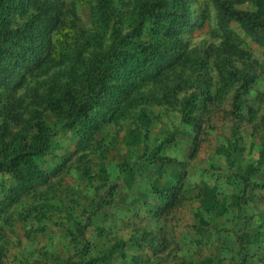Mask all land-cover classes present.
I'll return each mask as SVG.
<instances>
[{
  "label": "rangeland",
  "instance_id": "obj_1",
  "mask_svg": "<svg viewBox=\"0 0 264 264\" xmlns=\"http://www.w3.org/2000/svg\"><path fill=\"white\" fill-rule=\"evenodd\" d=\"M50 1L64 14L46 66L0 87L2 140H32L38 114L48 127L43 181L0 172V264H264V10L252 28L232 17L258 12L259 0H190L191 25L173 37L150 31L157 0ZM102 1L111 27L140 26L141 44L176 57L149 79L114 81L83 136L42 98L68 64L54 55L95 34ZM47 6L17 0L11 28L31 19L39 30Z\"/></svg>",
  "mask_w": 264,
  "mask_h": 264
},
{
  "label": "trees",
  "instance_id": "obj_2",
  "mask_svg": "<svg viewBox=\"0 0 264 264\" xmlns=\"http://www.w3.org/2000/svg\"><path fill=\"white\" fill-rule=\"evenodd\" d=\"M16 1L0 0V87L8 85L16 70L31 71L42 64L46 66L53 52L49 36L55 32L64 14L62 5L46 0L48 6L45 10L48 14L39 30L31 19L24 27L15 30L11 28V16L16 9ZM19 1L22 3L23 0ZM246 1L249 0L239 2ZM171 2L177 4L176 8L180 11H167V0L150 3L148 10L151 14L158 12L153 16L151 32H162L165 36L173 37L191 25L190 0ZM258 4V12H233L232 17L243 27L252 28L258 24L260 12L264 10V2L259 0ZM113 12L114 9L108 2L102 1L95 12V34H89L83 44L71 53L68 54L65 48H61L54 55L60 64H68L60 71V83L47 97L42 98L46 109L59 117L63 128H73L83 136L95 128L92 114L120 86L114 81H129L136 74L143 80L149 79L164 71L176 57L168 51H159L141 44L138 41L142 29L140 26L126 32L111 27ZM225 16L219 14L222 20ZM107 33L105 41L103 36ZM105 42L108 44L103 49ZM93 46L101 48L91 51ZM38 115L33 118L37 133L32 140H26L23 131L13 135L9 141L0 138V172L13 175L26 187L44 180V173L38 167L36 159L48 149V127L44 115ZM183 115L187 121H191L189 105L184 106ZM261 125L264 128V118Z\"/></svg>",
  "mask_w": 264,
  "mask_h": 264
},
{
  "label": "crops",
  "instance_id": "obj_3",
  "mask_svg": "<svg viewBox=\"0 0 264 264\" xmlns=\"http://www.w3.org/2000/svg\"><path fill=\"white\" fill-rule=\"evenodd\" d=\"M264 262V261H263Z\"/></svg>",
  "mask_w": 264,
  "mask_h": 264
}]
</instances>
